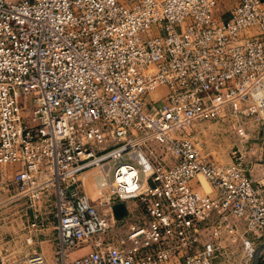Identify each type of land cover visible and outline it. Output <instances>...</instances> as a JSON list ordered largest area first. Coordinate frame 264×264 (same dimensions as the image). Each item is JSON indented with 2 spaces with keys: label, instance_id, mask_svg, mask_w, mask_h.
Listing matches in <instances>:
<instances>
[{
  "label": "built area",
  "instance_id": "obj_1",
  "mask_svg": "<svg viewBox=\"0 0 264 264\" xmlns=\"http://www.w3.org/2000/svg\"><path fill=\"white\" fill-rule=\"evenodd\" d=\"M217 6L0 0V196L31 209V232L53 198L55 264H250L264 249L263 149L245 122L264 120L263 2ZM222 120L228 163L192 136Z\"/></svg>",
  "mask_w": 264,
  "mask_h": 264
},
{
  "label": "rangeland",
  "instance_id": "obj_2",
  "mask_svg": "<svg viewBox=\"0 0 264 264\" xmlns=\"http://www.w3.org/2000/svg\"><path fill=\"white\" fill-rule=\"evenodd\" d=\"M221 1L219 0L220 6H223ZM217 9L218 14L223 11L222 7H217ZM164 91V88L156 90L154 93L159 95L155 98H158ZM151 98L153 99L152 94ZM155 106L156 108H161L162 103L159 102ZM245 122L247 130L250 132V140L247 142V146L256 144L264 149V120L257 123L247 120ZM194 129L195 132L192 136L202 144L204 150L210 152L216 161L221 163L230 161L229 151L233 145V134L229 130L226 121L201 122L195 124ZM257 172L258 174L260 172L264 173V171H251L252 178L263 183L264 176L257 179ZM91 173L92 171L85 174L86 180H88L86 193L91 197H95L96 193L91 181ZM196 180L200 181L203 193L212 192L202 176L194 178L192 184H195ZM8 197V195L0 196V251L2 256L10 264H28V259L31 255L41 253L46 260L45 264H55L56 257L54 253L57 248V234L53 216V198H45L34 203L33 209L40 210L43 226L41 230L31 232L28 222L31 209L26 211L22 203L9 202ZM27 238L31 239V244L27 243ZM263 250H260L259 256L250 264H262ZM85 252L86 249L79 250L80 254ZM219 262L222 264V260H219Z\"/></svg>",
  "mask_w": 264,
  "mask_h": 264
},
{
  "label": "crops",
  "instance_id": "obj_3",
  "mask_svg": "<svg viewBox=\"0 0 264 264\" xmlns=\"http://www.w3.org/2000/svg\"><path fill=\"white\" fill-rule=\"evenodd\" d=\"M261 1L263 2V6L262 7L264 8V0H261ZM226 2H228V3H226ZM236 3H237V0H227V1L222 0L221 1V5L223 4V6H220L219 0H218V6L217 7H219V8L222 7V10L223 11L221 13H219V14L217 13V14L218 15H220V14L227 15L228 14V11L230 9H232V7L236 5ZM217 12H218V9H217ZM157 95H159V94L153 92L152 93L153 99H157V98H155V97H157ZM261 158L259 160H255L254 162H252L253 163L252 171H264V149L262 151V157ZM257 174H258V172L256 173L257 179H260L261 177L264 176V173H261V172H260V174H258V175ZM125 213H126V207H125V205H121L120 204V205H117L115 207V214L118 217L123 216ZM81 255L82 254H80L79 251H78L76 253H73V254L69 255L68 258L71 259V258H75V257L81 256ZM219 260L221 261V259H218L216 261V264H221L219 262Z\"/></svg>",
  "mask_w": 264,
  "mask_h": 264
},
{
  "label": "bare ground",
  "instance_id": "obj_4",
  "mask_svg": "<svg viewBox=\"0 0 264 264\" xmlns=\"http://www.w3.org/2000/svg\"><path fill=\"white\" fill-rule=\"evenodd\" d=\"M199 176H201V175H198L197 177H199ZM202 178H203V176H202ZM199 181V180H198ZM200 182V181H199Z\"/></svg>",
  "mask_w": 264,
  "mask_h": 264
}]
</instances>
